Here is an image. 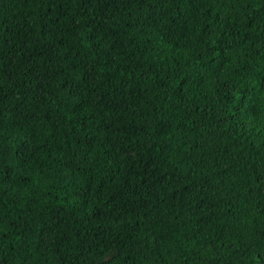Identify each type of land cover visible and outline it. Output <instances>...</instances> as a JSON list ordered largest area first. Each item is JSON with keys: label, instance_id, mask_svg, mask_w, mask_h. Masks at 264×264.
Segmentation results:
<instances>
[{"label": "trees", "instance_id": "obj_1", "mask_svg": "<svg viewBox=\"0 0 264 264\" xmlns=\"http://www.w3.org/2000/svg\"><path fill=\"white\" fill-rule=\"evenodd\" d=\"M0 264H264V0H0Z\"/></svg>", "mask_w": 264, "mask_h": 264}]
</instances>
